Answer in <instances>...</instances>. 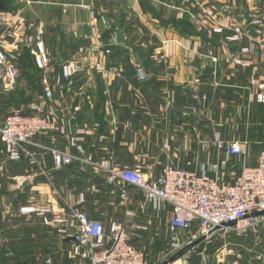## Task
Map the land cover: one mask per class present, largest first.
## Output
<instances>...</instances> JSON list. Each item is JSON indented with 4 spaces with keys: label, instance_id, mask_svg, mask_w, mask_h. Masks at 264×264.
Here are the masks:
<instances>
[{
    "label": "crops",
    "instance_id": "1",
    "mask_svg": "<svg viewBox=\"0 0 264 264\" xmlns=\"http://www.w3.org/2000/svg\"><path fill=\"white\" fill-rule=\"evenodd\" d=\"M169 9L180 21L192 20L189 36L179 35L178 43L161 46L165 38L160 42L156 37L155 45L142 46L152 48L144 61L123 57L116 62V68L124 64V74H99L98 91L94 84L77 85L84 77L80 74L71 84L59 78L62 86L54 89V100L46 106L56 115L62 133L38 136L36 142L65 151L73 157L71 165L58 169L50 150L37 149L35 159L25 158L14 163L17 168L6 170L19 182L16 194H29L23 205L79 207L106 227L115 221L122 223L149 264L162 263L171 253L167 248L180 242L171 225L172 208L149 204L143 192L115 172L139 170L158 177L171 164L207 171L210 164H219L222 181L232 184L244 167L258 165L264 140L245 131L247 121L264 130V104L257 102L264 80V0H0V44L15 53L23 42L25 47L36 45L38 25L47 34L61 29L62 35L71 37L65 48L64 41L58 43L59 49L67 51L62 63L69 62L70 53L74 60L79 52L85 61L91 58L84 48L89 44L85 39L93 34L111 38L119 32L130 34L136 23L142 30L150 32L155 27L159 35L164 34L161 21ZM204 9L221 19L226 27L222 35L213 33ZM256 19L263 21L261 27L251 24ZM236 30H249L254 40L244 37L239 43L231 42ZM93 44L99 43L93 41L90 47ZM121 45L114 47L126 55L138 46ZM236 58L244 59L245 66L237 67ZM137 69L145 73V79L139 78ZM220 109H227L234 118L221 119L216 129L213 115ZM251 129L249 125L247 130ZM229 130L232 132H226ZM71 137L76 138V147L70 145ZM220 141L247 143V154L233 156L218 148ZM251 145L254 147L249 148ZM2 155L5 157L3 145L0 162L4 163ZM123 192L126 198H122ZM196 241L190 239L188 245ZM184 257L186 264H202L194 252ZM222 259L211 264H226ZM256 262L253 259L249 264Z\"/></svg>",
    "mask_w": 264,
    "mask_h": 264
},
{
    "label": "built area",
    "instance_id": "2",
    "mask_svg": "<svg viewBox=\"0 0 264 264\" xmlns=\"http://www.w3.org/2000/svg\"><path fill=\"white\" fill-rule=\"evenodd\" d=\"M204 12L213 25V33L222 35L226 27L221 19L214 12L206 9ZM251 24L261 27L263 21L256 19ZM244 37L254 40L249 30H236L229 40L239 43ZM37 45L34 51L35 61L40 68H48L49 58L44 45L39 42ZM261 48L264 53V42ZM95 49L99 47L96 46ZM9 53V49L0 44V69L4 80L8 81L7 85H13L17 69L11 62ZM213 61L217 62V59L214 58ZM234 64L244 67L245 60L236 58ZM76 74L74 62L63 65L64 84H71ZM259 87L257 102L264 104V80ZM45 94L50 100L54 94L53 88L46 87ZM78 110L76 108V111ZM60 133L62 128L57 118L43 108H38L34 115L15 111L5 118L0 117V144L3 145L5 157L9 162L19 163L25 158L35 159L37 149H47L52 153L56 168L71 165L73 157L65 151L45 148L36 142L38 136ZM70 145L77 146L75 137L70 138ZM218 148L227 149L233 156H245L248 145L238 141H220ZM221 170L219 164H210L208 171L203 167L193 169L189 165L180 168L171 164L158 177H151L150 174L139 170H118L115 174L125 183L143 192L149 204H159L164 209L171 207V225L174 230L191 233L198 226L192 240L204 237L208 241L214 236L213 231L217 228L226 231L246 230L257 226L263 220V216L253 215L264 212V144L258 165L244 167L234 183H224ZM3 172L4 168L0 166V173ZM126 197V192H123L122 198ZM20 213L39 217L43 226L55 231L62 239L79 236L78 243L72 244V264H149L143 253L132 244V237L122 223L115 221L106 227L100 220L91 219L79 207L63 209L51 203L25 205L21 207ZM230 223L236 225L225 226Z\"/></svg>",
    "mask_w": 264,
    "mask_h": 264
},
{
    "label": "rangeland",
    "instance_id": "3",
    "mask_svg": "<svg viewBox=\"0 0 264 264\" xmlns=\"http://www.w3.org/2000/svg\"><path fill=\"white\" fill-rule=\"evenodd\" d=\"M169 11L170 12L165 14L163 21H161L162 27L165 30L164 34L159 35L158 32H156L158 29L155 27L150 29V32L147 33L148 31H143L140 27L141 25L136 23L134 25L135 29H132L133 32L130 31V34L119 32L111 38L110 35L104 36L101 33L100 35L93 34L86 38L85 41L89 44H87L84 49L86 51L89 50L87 53L88 56L91 57H86L88 59L86 60L87 62L85 61L83 55L80 57V52L79 57L75 58L76 60L73 59L74 53L68 54L71 55L69 62H74L76 64L77 74L84 76L81 77L83 80L78 82L77 85L94 84L93 86L97 87L96 90L98 91L99 74H124L126 72L124 64L121 63L118 65L119 67L116 68V62L118 60H122L123 57L144 61V59L149 56V52L152 48L148 50V48H142V46L147 47L148 42H154L155 45L156 37H160V42L163 41L161 39L165 38V41L162 42V44L158 42L161 46L163 43H178L179 40H177V38L179 35L182 38L183 36H189V33H191V29L194 25L192 20L186 17V19H183L182 22H185L187 26L184 28H182V26L177 27V22L180 20L176 19L177 15H174V10L169 9ZM38 27L39 33L36 35L38 40L35 46H29L31 51L28 49L27 54L25 55L24 48L26 44L23 42L20 51L16 50L17 53H9V58L17 69V77L13 85H7L8 81L4 80L3 73L0 69V90H12L14 92L23 91L21 93H24V95L34 97L35 100L39 99L41 104L38 107L47 111L46 105L54 100V94L53 97L48 100L45 94L46 87H51L53 90L55 88L56 90H60V87L62 86L59 78H62V68L65 64L62 62H65L63 59L65 58L67 51L59 49L58 43L60 41H64L63 46L65 48L71 37L69 34L62 35L63 32L61 29L59 30L54 28L51 33L47 34L45 29L40 31L42 29L40 25L37 26V29ZM167 32L170 33V36L167 35ZM93 41L99 44H93L90 47ZM38 42L44 45V49L48 54V68H40L35 61L34 51L37 49ZM125 42H129L135 46L138 45L137 49L132 46L133 49H129L128 55L123 52L122 55L113 56L115 53L110 50L112 49L111 47H114L116 44L121 45V43ZM86 43H84L82 47H84ZM96 46H98L99 49L96 50ZM82 49L83 48L80 50ZM156 51L157 49L153 51L155 55L157 54ZM159 55H162V53ZM92 59L99 60V62L102 59V62L97 65L95 62L93 63ZM29 62L32 63L30 65L31 67L28 66ZM24 64L28 67L23 68ZM27 75H32V80H27ZM89 76L91 78H89ZM85 79H87L89 83H85ZM16 85H18L17 88H15ZM5 86L8 89H5ZM87 89H89V87ZM77 98L78 97H75V102ZM29 106L30 105H27V107ZM35 107H37V105L34 106V108ZM24 109L25 107H23V105L20 107L13 106L9 109V111L3 112V115L0 113V117H7V115H10L15 111L26 112L27 110ZM49 111L53 113L52 109H49ZM53 115L57 118L55 114ZM213 116L215 122L214 128L216 129L220 128L222 120L225 122V119H229L231 121V119L234 118V115L230 111L228 113L227 109H220V112L218 111V113H215ZM217 119L219 122H217ZM224 125L225 123H223V126ZM249 125L250 129L252 128L251 131L247 130ZM214 132L216 133L217 131ZM226 132H232V130ZM234 132H236V130H234ZM248 132H250L249 134H252L255 139L259 141L264 140V130L260 129L259 126L252 127V122L250 121H247L246 123L245 134L248 135ZM250 147L254 146L251 145L249 148ZM2 163L3 160L0 162V166L4 168V172L0 173V264H65L66 257H69L68 248H71V246H65V241L58 237L55 231L43 226L39 217L29 215L26 216L20 213L21 207L25 206L23 204L28 202L29 194L17 195L16 191L19 187V182L13 179V175L6 171L7 168L9 171L17 168L18 166L15 165L16 163L14 164V162H9L6 157H4V163ZM262 219L263 220H261L260 224L246 230L218 231L216 237H212L208 240V242L205 241L206 243L195 248L193 251L194 258L202 264H211L213 260L217 263L218 259L222 258L224 260L226 259V264H249V261L253 259L257 261L256 264H264V215ZM174 234L175 238L180 242L177 241L172 246L170 245L167 248L168 251H171V253H169L168 257L164 258L160 264L167 261H170L171 264L187 263L184 256L179 257L175 261H173V258L188 246L189 240L192 239V235L189 232L180 231H175ZM189 255H191V253L185 256L188 257ZM226 257H229V259ZM71 259L72 254L70 251L69 260L71 261Z\"/></svg>",
    "mask_w": 264,
    "mask_h": 264
},
{
    "label": "trees",
    "instance_id": "4",
    "mask_svg": "<svg viewBox=\"0 0 264 264\" xmlns=\"http://www.w3.org/2000/svg\"><path fill=\"white\" fill-rule=\"evenodd\" d=\"M181 26H182V28H184V27L187 26V24L185 22L178 21L177 22V27H181ZM143 31L147 32L146 29H143ZM147 33H149V32H147ZM111 48L112 49H110V50H112L115 53L116 48L115 47H111ZM28 49L31 51V48H29V47H25L24 48L25 55L27 54ZM116 51H117L116 56L122 55L123 52H125V51H123V49L116 50ZM15 53H17V52H15ZM31 64L32 63L29 62L28 66H30ZM28 66H26V64H24L23 65V68H26ZM31 76L32 75H27V80H32ZM17 87H18V85H16L15 88H17ZM21 92H23V91H15L14 92L12 90H9V91H7V90H5V91L4 90L3 91L0 90V113L2 115H3V112L9 111V109L12 108L13 106L20 107L22 105H23V107H25L24 110H27L26 112L25 111H20L22 114H24V115H34V114L37 113V109L39 108L38 106H40V104H41V102L39 101V99H36L35 100L34 97L26 96V95H24V93H21ZM27 105H30V106L27 107ZM33 105L34 106L37 105V107L34 108ZM4 114H8V113H4ZM1 118H5V117H1ZM45 136H47V135H45ZM0 150H2V144H0ZM63 240L65 241V239H63ZM71 244L72 243H66V242L64 243L65 246H68V245H71ZM72 261H73V259H71V261H70L69 260V257L68 258L66 257V263L65 264H70V262L72 263Z\"/></svg>",
    "mask_w": 264,
    "mask_h": 264
},
{
    "label": "water",
    "instance_id": "5",
    "mask_svg": "<svg viewBox=\"0 0 264 264\" xmlns=\"http://www.w3.org/2000/svg\"><path fill=\"white\" fill-rule=\"evenodd\" d=\"M137 72H138V76L140 79H145L146 78V75L145 73L141 70V69H137ZM27 182L23 183V187L24 186H27ZM264 215V212L263 213H256L253 215V217H258V216H263ZM236 223H230V224H226L225 226L226 227H233L235 226ZM222 230L221 228H217L216 230L213 231V233H217L218 231ZM80 237L79 236H76L75 238H71V239H66L65 242L66 243H73V244H77L78 241H79ZM206 241V238H200L198 239L195 243H192L190 245H188L185 249H183L176 257L173 258V261H175L176 259H178L179 257H182V256H185L189 253H192L196 247H198L199 245H201L203 242ZM163 264H171V262L167 261Z\"/></svg>",
    "mask_w": 264,
    "mask_h": 264
}]
</instances>
